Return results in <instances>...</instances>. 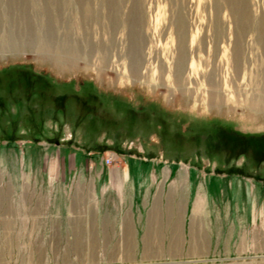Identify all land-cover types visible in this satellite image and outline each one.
Returning a JSON list of instances; mask_svg holds the SVG:
<instances>
[{
    "label": "rangeland",
    "instance_id": "1",
    "mask_svg": "<svg viewBox=\"0 0 264 264\" xmlns=\"http://www.w3.org/2000/svg\"><path fill=\"white\" fill-rule=\"evenodd\" d=\"M18 68L94 106L88 91L96 89L100 111L122 118L121 126L93 117L77 123L72 109L64 115L46 104L30 128L29 109L39 112L41 101L7 96L17 79L9 71ZM0 75V95L10 99L0 108V264H173L154 248L114 241L169 235L154 231L161 217L145 214L147 200H134L132 210L128 197L172 195L184 166L195 180L237 174L264 192V165L211 157L204 144L213 122L264 131V0H0ZM71 101L81 114L80 100ZM57 143L82 148L85 174L45 173L42 159ZM27 145L36 149L30 166ZM203 227L220 234L213 222L180 235L197 237ZM232 234L264 250V217L253 231ZM245 256L241 264H264V251Z\"/></svg>",
    "mask_w": 264,
    "mask_h": 264
},
{
    "label": "crops",
    "instance_id": "2",
    "mask_svg": "<svg viewBox=\"0 0 264 264\" xmlns=\"http://www.w3.org/2000/svg\"><path fill=\"white\" fill-rule=\"evenodd\" d=\"M27 166L31 165L36 153L35 147L27 145L23 149ZM48 152V151H47ZM50 156L42 159L45 163L44 169L52 178L67 179L70 174L78 173L80 176L86 173L88 168L87 156L83 154L80 146L67 143H57L49 150ZM69 152L68 155H63ZM103 166H112V163L102 162ZM93 173L94 165H89ZM42 168V167H41ZM116 175L126 177L122 166L114 167ZM180 182L175 187L172 195H133L128 197L133 200L126 209L137 206L134 200H147L142 207L146 208V215H154L157 218L153 224L161 225L162 238L149 239H125L115 240L116 247L147 249L154 248L156 257L169 260L173 264H241L243 255L245 257H258L260 251L259 243L247 241V239H233L232 233L243 231L249 225L250 231L254 230L260 217H264V192L252 189L251 183L242 179L237 174H224L216 177L213 172L205 175L203 180L192 178L194 170L192 167L178 168ZM172 172V166L168 169ZM122 188V182L120 183ZM257 187V185H256ZM174 194V195H173ZM124 198V197H123ZM153 200L152 202H149ZM150 210H152L150 212ZM112 215H126V212H109ZM135 214V213H133ZM16 214L14 213V216ZM189 215V216H188ZM191 218L189 228L186 226V217ZM195 216L197 217L195 219ZM195 219V220H194ZM219 225V236L208 233L212 228L203 227L199 230L197 237L185 239L181 232L195 231L194 225L209 223ZM178 225V226H176ZM191 231V232H192ZM142 252V251H141ZM164 255V256H163Z\"/></svg>",
    "mask_w": 264,
    "mask_h": 264
},
{
    "label": "trees",
    "instance_id": "3",
    "mask_svg": "<svg viewBox=\"0 0 264 264\" xmlns=\"http://www.w3.org/2000/svg\"><path fill=\"white\" fill-rule=\"evenodd\" d=\"M10 72V73H9ZM9 78L14 76H17V79L14 78V81L9 80L7 89L8 91V97L9 95L13 94L14 91V101L17 103H20L22 101H32L34 98L39 99L41 102H39L41 109H38L37 107H30V121L36 122L32 127L30 128H36L37 121H36V115L39 114L40 118L45 115L44 107L45 105H51L50 107L54 109L56 113H62L66 115L69 111L72 109V113L75 116L76 122L80 123L82 120H84L86 117H93L96 121L102 120L104 122H111L114 123L116 126H121V119L122 118H113L110 115H107L105 113H102L100 111V105L102 106L103 99L99 95L98 91L95 90H89L88 95L89 97L95 102V106L91 105L90 102L87 101V99H84V96H82L78 92L73 93H57L55 91V85L52 84L51 80H49L45 75L42 74H35L30 69L26 68H18L14 70V74H12V70H10ZM1 77V75H0ZM26 95V98L21 100L19 98V95ZM38 95V96H36ZM6 95H0V108H6L8 97ZM78 98L80 101H78V105H80L81 114H78V108L76 107L75 103L71 101V99ZM50 103V104H49ZM100 103V104H98ZM97 104V105H96ZM39 106V108H40ZM74 107V108H73ZM84 113V114H83ZM124 119V117H123ZM131 122V124L137 121V111L134 109H131V115L128 118ZM119 126V127H120ZM38 134H41L38 132Z\"/></svg>",
    "mask_w": 264,
    "mask_h": 264
},
{
    "label": "flooded vegetation",
    "instance_id": "4",
    "mask_svg": "<svg viewBox=\"0 0 264 264\" xmlns=\"http://www.w3.org/2000/svg\"><path fill=\"white\" fill-rule=\"evenodd\" d=\"M19 98L25 99L26 95H19ZM212 125L215 135L209 133L204 142L205 151L211 157H221L226 162L244 157L247 163L264 165V131L241 133L234 128H227L220 122H213Z\"/></svg>",
    "mask_w": 264,
    "mask_h": 264
},
{
    "label": "built area",
    "instance_id": "5",
    "mask_svg": "<svg viewBox=\"0 0 264 264\" xmlns=\"http://www.w3.org/2000/svg\"><path fill=\"white\" fill-rule=\"evenodd\" d=\"M110 160V159H109Z\"/></svg>",
    "mask_w": 264,
    "mask_h": 264
}]
</instances>
